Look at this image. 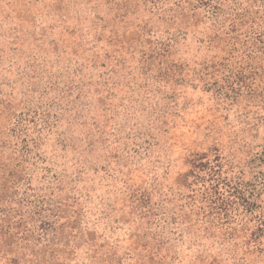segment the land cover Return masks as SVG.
Masks as SVG:
<instances>
[{
    "label": "trees",
    "instance_id": "16d2710c",
    "mask_svg": "<svg viewBox=\"0 0 264 264\" xmlns=\"http://www.w3.org/2000/svg\"><path fill=\"white\" fill-rule=\"evenodd\" d=\"M61 1L51 0L45 21L32 18L29 35L34 41L60 26L65 17L60 18ZM97 1L85 5L98 7ZM103 1L118 21L135 14L132 0ZM140 1L168 25L157 34L148 28V19L136 23L137 53L150 72L174 82L189 76L208 87L222 81L227 89L239 85L264 96V0ZM89 16L91 40L79 35L73 56L61 63L59 52L49 65L36 54L23 62L17 52L19 31L9 28L3 37L13 46L5 63L0 55V264H172L178 242L189 236L192 226L204 225L206 232L223 228L230 239L238 225L247 223L243 216L256 205L261 188L255 193L259 183L244 184L229 176L216 152L213 157L192 153L187 170L164 190L133 184L122 173V202L136 226L129 233V248L119 253L105 232L112 234L113 227L98 230L97 211L107 218L113 208L102 200L92 202L81 185L83 177L106 167L109 156L116 158L123 140L130 141L133 152L142 147L147 151L155 143L132 128L122 134L112 123L113 100L120 91L114 77L122 62L114 53L128 51L132 40L127 45L123 35L112 33L96 10L90 9ZM200 24L192 36L206 56L192 66L180 56L174 59L177 43ZM101 40L113 49L99 55L94 49ZM142 43L147 48L141 49ZM48 45L56 52L52 40ZM135 138L142 141L137 144ZM43 144L60 150V162L46 158ZM204 262L218 264L216 258Z\"/></svg>",
    "mask_w": 264,
    "mask_h": 264
},
{
    "label": "rangeland",
    "instance_id": "374dc122",
    "mask_svg": "<svg viewBox=\"0 0 264 264\" xmlns=\"http://www.w3.org/2000/svg\"><path fill=\"white\" fill-rule=\"evenodd\" d=\"M86 1L62 0L60 18L65 16L63 22L60 21V26L52 33L48 32L42 40L34 41L29 35L30 22L32 18L47 19L46 12L49 11L51 0H0V55H3L1 62L5 63V53L9 56V46L11 48L13 45L4 42L3 37L9 28H14L19 31L17 42L20 50L17 52L23 56V62L29 54H36V58L39 57L49 65L56 58L54 54L59 52L61 63L62 58L73 56L70 53L72 49H77L79 35H83L84 40H91L88 35L93 33L89 30L90 9L104 17L105 25L112 29V33L116 31L118 35H123L127 45L132 40L128 51L122 49L121 54L114 53V58L122 62L116 66L114 77L117 90L120 91L113 100L115 113L112 123L117 129H122V134L132 128V131H139V136L143 138L146 134L151 136L150 141L155 144L147 147V151L142 147L133 152L130 141L123 140V151L117 150L119 156H109L108 164L103 169H98L104 163L98 160L99 165L93 166L98 170L91 169L83 177L85 180L81 185L90 191L92 202L95 204L102 200L113 208L107 218L97 211L98 230L103 232L104 228L113 227L112 234V231L105 232L107 236L111 235V241L118 244L119 253L129 248V233L134 232L136 226L131 223L129 210L122 202V173H128L129 182L133 184H141L143 188L156 185L164 190L173 186L178 174L187 170V162L192 153L205 152L211 157L217 153L229 176L238 178L244 184L259 183V187L253 188L255 193L261 188L256 205H250V213L242 219L247 223L238 225L235 235L230 239H226L223 228H212L206 232L204 225L190 227L189 236L178 242L175 248V261L172 264H203L212 258H216L218 264H264V96L249 94L246 87L239 85L227 89L222 81L208 87L189 76L174 82L162 78L157 72H150L149 66L137 53L140 46L134 41L137 37L136 23L142 18L148 19V28L157 34L168 25L160 21L154 12H147V2L143 4L140 0H132V7L135 3L137 5L135 14L129 19L118 21L114 18V10H108L110 6L104 4L103 0H98L100 4L98 7L93 6V9L90 4L85 5ZM200 28L201 24L189 28L185 40H180L176 45L174 59L180 56L192 66L193 62L206 56L205 48L192 36ZM139 32L143 35V31ZM50 40L56 45V52L52 49L53 45H48ZM147 46L142 43L141 49ZM110 49L113 47L105 46V41L101 40L96 44L94 52L101 55L104 50ZM218 86H223V89ZM138 138H135L137 144L142 141ZM141 144L145 146L143 142ZM42 149L46 150V158L60 162L58 148H47L43 144ZM95 155L105 156L99 151ZM116 218L121 219L114 224Z\"/></svg>",
    "mask_w": 264,
    "mask_h": 264
}]
</instances>
